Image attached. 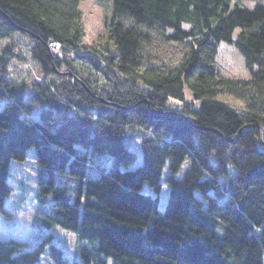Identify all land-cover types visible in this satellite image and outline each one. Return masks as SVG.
I'll return each instance as SVG.
<instances>
[{
	"label": "trees",
	"instance_id": "16d2710c",
	"mask_svg": "<svg viewBox=\"0 0 264 264\" xmlns=\"http://www.w3.org/2000/svg\"><path fill=\"white\" fill-rule=\"evenodd\" d=\"M80 1L0 0V38L30 39L40 74L9 79L20 55L1 50L0 217L9 216L10 162L32 150L38 192L51 196L41 222L75 235L73 264L78 255L84 264H264V5L110 0L106 40L84 47ZM153 33L181 47L172 65L143 52ZM49 40L62 44V60ZM222 43L242 56L249 80L218 76ZM59 176L75 180L72 195L56 187ZM50 239L32 251L0 241V264H39ZM49 252L52 264H70L56 245Z\"/></svg>",
	"mask_w": 264,
	"mask_h": 264
},
{
	"label": "rangeland",
	"instance_id": "374dc122",
	"mask_svg": "<svg viewBox=\"0 0 264 264\" xmlns=\"http://www.w3.org/2000/svg\"><path fill=\"white\" fill-rule=\"evenodd\" d=\"M259 2L264 5V0H259ZM242 5L251 9L254 6V2H243ZM77 11L80 16L79 23L83 29L81 45L84 47L92 45L99 47L107 37L104 21L110 15V0H81L77 5ZM238 32H235V36ZM49 42L50 40L47 47L51 44ZM7 45H12L14 52L20 55V58L14 57L9 64L8 78L13 80L26 78L27 81L38 80L40 77L39 70L33 62H31L32 64L30 63L31 52L34 48L33 42L26 36L13 32L6 35V37L0 38V52ZM48 49L52 56L62 60L63 54L60 56V52H55L50 47ZM143 52L150 55L155 66L159 64L172 65L182 55V49L178 44L165 41L163 36L157 33H153L152 42L146 44ZM71 60L73 61V59ZM214 65L218 76L221 78L233 81L249 80V71L245 67L244 59L233 45L224 43L218 45ZM93 74L94 77L90 78L100 83L98 80H101V77L94 72ZM218 100L226 102L238 109V111L245 109L241 100L229 95L222 94L218 97ZM133 144L137 149L139 148V140H134ZM39 170L40 168L32 150L27 153L24 161L10 162L8 183L12 188V193L4 203V210L9 216L0 217V241L17 240L26 243L28 250L32 251L40 244L44 236L50 235V242L45 245L44 252L40 255L38 263L52 264L49 245H56L60 250H63L65 258L69 260L68 262L73 264L72 262L77 252L75 235L56 226L51 228L43 227L41 222L49 210L51 196L39 194L41 191L38 192ZM55 185L59 188H66L72 195L76 183L72 178L59 176L55 181ZM142 192H148L147 184L144 185ZM168 195L169 187L164 183L160 194L159 209L161 212L165 210ZM40 198H45V202L40 204ZM76 262L84 264L80 260L79 255ZM108 264H111V262L108 261Z\"/></svg>",
	"mask_w": 264,
	"mask_h": 264
},
{
	"label": "built area",
	"instance_id": "2783aa9c",
	"mask_svg": "<svg viewBox=\"0 0 264 264\" xmlns=\"http://www.w3.org/2000/svg\"><path fill=\"white\" fill-rule=\"evenodd\" d=\"M51 43V44H50ZM49 47L54 50L55 52H60V56H62L61 54V50H62V45L61 44H58L57 42H55L54 40H50L49 42ZM57 47V48H56Z\"/></svg>",
	"mask_w": 264,
	"mask_h": 264
},
{
	"label": "bare ground",
	"instance_id": "6f19581e",
	"mask_svg": "<svg viewBox=\"0 0 264 264\" xmlns=\"http://www.w3.org/2000/svg\"><path fill=\"white\" fill-rule=\"evenodd\" d=\"M238 31V30H237Z\"/></svg>",
	"mask_w": 264,
	"mask_h": 264
}]
</instances>
